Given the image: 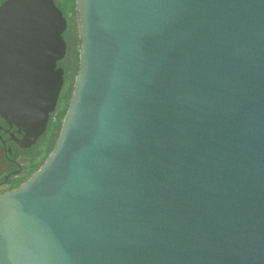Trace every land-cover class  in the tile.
Instances as JSON below:
<instances>
[{
	"label": "water",
	"instance_id": "water-1",
	"mask_svg": "<svg viewBox=\"0 0 264 264\" xmlns=\"http://www.w3.org/2000/svg\"><path fill=\"white\" fill-rule=\"evenodd\" d=\"M54 144L0 193V264H264V0H75ZM53 0L0 2V114L44 130Z\"/></svg>",
	"mask_w": 264,
	"mask_h": 264
},
{
	"label": "flooded vegetation",
	"instance_id": "flooded-vegetation-1",
	"mask_svg": "<svg viewBox=\"0 0 264 264\" xmlns=\"http://www.w3.org/2000/svg\"><path fill=\"white\" fill-rule=\"evenodd\" d=\"M57 66L62 67L58 62ZM56 104L57 101L54 109L48 115L44 130L28 145L25 144L28 131L20 128L8 118L0 114V193L17 187L42 164L46 156L39 166L27 175L29 169L35 163L39 162V157L43 151L44 134L47 130V126L51 121L55 120Z\"/></svg>",
	"mask_w": 264,
	"mask_h": 264
},
{
	"label": "trees",
	"instance_id": "trees-1",
	"mask_svg": "<svg viewBox=\"0 0 264 264\" xmlns=\"http://www.w3.org/2000/svg\"><path fill=\"white\" fill-rule=\"evenodd\" d=\"M2 1V0H0ZM55 5L61 10L66 20V27L62 36L66 43V50L63 58L58 63L63 68V83L59 91L56 104L55 120L51 121L45 132L43 151L39 157V162L35 163L28 171L27 175L35 170L42 162L46 154L51 149L54 139L57 135L60 120L64 114L70 92L75 71L78 65V49H77V29H76V16H75V0H53Z\"/></svg>",
	"mask_w": 264,
	"mask_h": 264
}]
</instances>
